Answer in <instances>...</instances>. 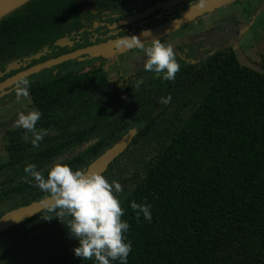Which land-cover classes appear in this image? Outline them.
<instances>
[{
  "label": "trees",
  "instance_id": "trees-1",
  "mask_svg": "<svg viewBox=\"0 0 264 264\" xmlns=\"http://www.w3.org/2000/svg\"><path fill=\"white\" fill-rule=\"evenodd\" d=\"M79 2L29 0L0 20V50L35 51L43 29L45 41L52 40L54 24L75 15ZM260 68H244L227 48L151 86H118L99 70L64 74L34 91L37 125L76 124L77 135L62 132L38 148L22 137L30 150L13 156L42 157L46 166L83 144L62 163L85 169L133 128L102 172L123 189L121 219L132 245L127 264H264V59ZM33 149L41 153H28ZM35 189L34 201L48 196ZM133 201L151 205V222L137 218ZM46 214L52 213L45 208L0 231V264H95L73 254L77 241L58 219L41 218Z\"/></svg>",
  "mask_w": 264,
  "mask_h": 264
},
{
  "label": "flooded vegetation",
  "instance_id": "flooded-vegetation-1",
  "mask_svg": "<svg viewBox=\"0 0 264 264\" xmlns=\"http://www.w3.org/2000/svg\"><path fill=\"white\" fill-rule=\"evenodd\" d=\"M203 1L205 0H80L75 15L73 14L72 17L66 18L64 24L59 23L57 25V22L54 24L56 28L54 31L55 36L52 40L45 41L47 29H43V44L36 48L35 51L22 50L23 52L15 54L0 50V85L9 79H18L25 71H29L33 67L43 65L60 56L171 23ZM226 4L222 5V7L226 6ZM206 14L183 23L180 27L191 21H201ZM173 30H167L153 37L168 36ZM148 40L151 41V39H145L142 43H147L146 41ZM132 47L126 46L121 48V50L112 47L106 49V52L100 55L83 54L76 58L39 68L36 72L24 74L31 82L28 97L31 98L35 108L39 110L33 98L34 91H37L43 85L46 86V83H50L64 74L75 75L77 73H89L94 70L102 71L110 82L117 83L118 86H137L136 81L140 79L143 80V83L139 86H151L154 81H158L161 78L152 72L144 70L143 64L146 57L143 58V64L132 67L134 69L132 73L126 75L121 73L122 62L118 57L119 54L124 51H129V53L135 55H142L143 53L140 47ZM227 48L232 49L231 47L223 49ZM232 50L234 51V49ZM217 51L220 50H215L210 54L207 52L204 56L199 57L198 60L192 56L182 58L177 53L175 56L181 67L190 63H199ZM203 57L206 58L202 59ZM79 64H85L86 68L82 69ZM16 81L0 90V102H4L3 104H6L7 101L17 95L15 91ZM42 121L47 124L51 120H49L48 115L44 114ZM36 127L38 130L40 129L38 125ZM77 129L78 126L76 124L68 126L64 130L61 127H54L49 130V134L44 136L43 139L57 138L62 132H70L71 135H77ZM24 134L25 130L22 128H7L0 134V217L13 209L34 201L35 182L26 180V174L23 171L27 163L33 162L37 166V170L44 172L55 163H62V160L72 159L75 154L79 153L77 149L84 148L83 144L79 145V147H72V149L66 150L64 154L59 155V157H55L46 166L43 165L44 167L42 162L45 159L38 156L32 159L22 156L16 161L17 158L13 156L14 152H18L19 155H25V152L29 149V146H27L28 148L25 145L22 146L21 138L24 137ZM38 152L33 149L28 153L35 155Z\"/></svg>",
  "mask_w": 264,
  "mask_h": 264
},
{
  "label": "clouds",
  "instance_id": "clouds-1",
  "mask_svg": "<svg viewBox=\"0 0 264 264\" xmlns=\"http://www.w3.org/2000/svg\"><path fill=\"white\" fill-rule=\"evenodd\" d=\"M145 35L152 40L148 47H144L140 37L135 36L137 46L146 57L144 70L163 80L175 79L180 64L173 48L153 37L148 31L141 34ZM142 83V79L137 80V87ZM30 85L26 75L18 77L15 83L17 96H28ZM170 101V94L159 98V102L164 105ZM40 118L41 112L31 108L20 111L13 123L14 128L25 130L23 138L33 148H38L40 141L49 134L48 129H37ZM23 171L26 180L34 181L35 187L48 194L47 213L52 214L41 218L47 220L54 217L66 225L70 238L77 241L72 249L76 257L84 262L94 261L95 264H113L115 261L127 264L132 245L125 235L129 223L121 219L124 209L121 207L119 194L123 189L117 181L109 182L100 172L72 169L63 163L51 165L46 176L37 170L34 163H27ZM130 206L136 210L137 218L142 214L145 220L151 222L150 204L133 201Z\"/></svg>",
  "mask_w": 264,
  "mask_h": 264
},
{
  "label": "rangeland",
  "instance_id": "rangeland-1",
  "mask_svg": "<svg viewBox=\"0 0 264 264\" xmlns=\"http://www.w3.org/2000/svg\"><path fill=\"white\" fill-rule=\"evenodd\" d=\"M157 39L171 46L182 58L192 56L196 60L207 52L231 47L244 68L260 72V58L264 59V0H234L206 14L201 21H191ZM146 42L144 47L150 46L152 40ZM134 45L137 43L130 47H137ZM118 57L124 62L121 73L126 75L134 71L133 66L143 64L145 55L144 52L135 55L124 51ZM79 67L85 69L86 65L79 64ZM3 103L0 102V134L7 128H14L20 111L35 108L28 96L16 95Z\"/></svg>",
  "mask_w": 264,
  "mask_h": 264
},
{
  "label": "water",
  "instance_id": "water-1",
  "mask_svg": "<svg viewBox=\"0 0 264 264\" xmlns=\"http://www.w3.org/2000/svg\"><path fill=\"white\" fill-rule=\"evenodd\" d=\"M28 1L29 0H0V20L3 17L7 16L12 11L16 10L17 8L27 3ZM231 1L233 0H205L195 5L191 9H189L180 18L166 25L148 30V32H150L151 35L154 36V35L162 34L170 29H176L181 25H183V23L193 20L194 18L201 16L203 14L210 13L213 10ZM142 33L122 37L120 39L113 40L104 44L89 46L87 48L77 50L73 53L66 54L58 57L57 59L46 62L43 65L33 67L29 71H25V73H23L22 75L31 72H36L39 68L50 66L52 64H56L64 60L76 58L83 54L100 55V54H104L106 52L105 50L108 48H112V47H116L118 49L125 48L126 46L136 44L135 36L140 37L141 41L149 38L146 35L141 36ZM16 80L17 78H12L5 81L0 85V90L6 87V85H9L10 83ZM134 134H135V129L133 128L129 129L115 143H113L111 146L106 148L101 154H99L94 160H92L87 165V167H85L84 171L100 172V173L104 172L107 166L114 160V158H116L123 151V149L130 142ZM80 150L81 149H77V151ZM48 204H49V197L47 196L41 200L33 201L27 205L18 207L16 209H13L5 213L3 216L0 217V231L31 217L32 215L38 213L39 211L47 208Z\"/></svg>",
  "mask_w": 264,
  "mask_h": 264
}]
</instances>
